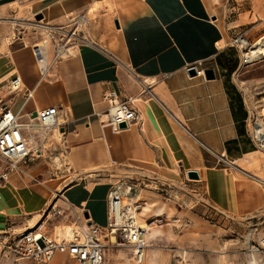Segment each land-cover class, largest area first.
Returning a JSON list of instances; mask_svg holds the SVG:
<instances>
[{"label": "crops", "instance_id": "obj_1", "mask_svg": "<svg viewBox=\"0 0 264 264\" xmlns=\"http://www.w3.org/2000/svg\"><path fill=\"white\" fill-rule=\"evenodd\" d=\"M15 2L19 8L11 7ZM39 2L0 0V19L14 18L19 13L27 17L31 6L36 4L32 14L43 16L46 9L51 21H59L68 17L73 9H82L88 4L87 0ZM109 2L113 10V28L108 21L105 24L102 20L95 33L103 39L116 37L118 46L108 50L97 40H93L94 45L83 43L70 55L52 60L43 76H40L32 51L34 42L28 45L24 36H10L5 49H0V89L4 92L1 97L7 95L2 83L19 75L23 86L33 89V97L24 100L22 92H15L7 95L5 102L13 112L19 113L21 120H27L26 116L34 109L55 106L58 129H63L59 142L62 148L83 153L82 148L97 141L114 143L120 139L119 150L124 156L153 160L160 164L159 168L167 165L159 171L167 174L168 169L175 170L177 177L174 179L177 182L179 179V185H199L202 203L192 213L195 216L200 212L207 214V220L213 223L208 226L201 220L198 224L190 223L191 228H199L200 232L192 237L191 246L198 245L199 249L192 252L189 259L193 264H219L223 255L212 251L219 247L225 219L249 215L264 206V188L251 174L240 171V177H236L232 171L222 168L219 161V157H225L236 165H249L250 158L257 157V149L249 137L248 110L231 76L238 63L233 65L227 57L225 42L221 47L217 45L225 35L233 36L234 30L217 18L213 20L214 14L210 13L205 0ZM65 11L68 14L63 15ZM8 23L0 20V47L8 38ZM249 33L252 41L256 33L253 30ZM235 51L234 55L241 60L239 49ZM49 56L51 60V52ZM197 62L203 69L211 68L213 78L189 75L186 68ZM106 89L114 90L120 99L139 98L147 108L159 139L153 140L150 134L153 132L142 128L143 118L139 119L141 111L135 102L137 120L132 123L134 125L126 127L127 131H114L104 116L107 104L102 93ZM169 154L172 161L168 159ZM263 168L264 161L260 160L259 169L252 168L251 172ZM45 171L27 163L20 171L9 173V185L0 188V198L4 200L8 193L17 211L0 214V232L8 226L22 232L34 213L44 211L48 191H55L46 183L55 179H45ZM187 171H196L197 181L189 182ZM39 176H43L45 182H40ZM88 177H79L78 182L61 188L63 192L67 189L70 205L78 204L79 211L87 213V225L90 222L103 225L106 223L108 179H98L93 187L84 190ZM38 192L46 194L44 203L29 208L25 199ZM147 251L159 261L158 251ZM19 264L32 262L24 259ZM47 264H71V259L66 253L55 252Z\"/></svg>", "mask_w": 264, "mask_h": 264}, {"label": "rangeland", "instance_id": "obj_2", "mask_svg": "<svg viewBox=\"0 0 264 264\" xmlns=\"http://www.w3.org/2000/svg\"><path fill=\"white\" fill-rule=\"evenodd\" d=\"M40 1L45 2L48 0ZM205 1L206 3L209 2L208 9L210 13L214 14V19L217 18L219 22L230 26V28L234 30V35L244 33L249 43H254L257 39L264 35V0ZM87 2L88 4L82 7V9L79 7L70 11L69 14L71 15L66 13V11L63 12L62 14L65 15L66 13L68 14V17L64 16V18H61L59 21H51L46 15L45 9L43 10L45 17L44 22L49 25H60L70 29L74 28V18L77 15H85L88 19L87 25L78 27L81 29V32L88 41L93 42V40H97L104 46L108 44V42H112L114 47L115 45L118 46L116 37L103 39L102 37L98 38L95 33V31L97 32V29L101 27L102 20H104L105 24L108 21L113 28L111 22L113 15L112 5L111 8L108 7L106 0H87ZM93 2H96V8L92 13H88V7ZM11 7L19 8L17 2L11 5ZM35 7L36 4L31 6V12L27 17L19 13L16 17L18 18L17 20H34L36 15L32 14V10L35 11ZM40 18H42V14L40 15ZM8 25L10 27L8 30L9 35L7 36L8 38H6V41L11 40L10 36L12 37L15 35L16 37L17 35H22L25 38L24 41L30 45L31 42H36L44 33L43 31H37V34H33L34 30H32L30 25H21L19 23H16L15 25L8 23ZM249 30H253L254 33H256V37L252 41L250 40L251 37H249ZM234 35L231 37H227V35H225L222 40V45L224 44L223 42L226 43V55L230 58V60H232L231 63L233 65L238 63V68L231 76H233V79L244 99V103L248 110V121L254 120L259 122V119L264 121V115H262L261 112L264 106L262 101L264 96V57H260L252 62H243L241 56L242 50L231 44ZM235 49H239V53H237L240 54L241 60L234 55L236 53ZM3 84L5 85L6 83L3 82L2 85ZM2 89L3 88L0 89V97L4 94V92H1ZM35 124L37 129L43 130L37 120H35ZM40 139L41 137H37V143L40 142ZM59 142L60 138H56V130L51 129L50 131H47L39 145L42 155L38 158H34L30 162L34 164V166H40L42 169L46 170L45 179H55L53 181L46 182L52 185V189L55 191H48V199L45 201V205H43V210L47 209V207L50 210L51 205L55 202V204L62 209V212L60 215L47 217L46 213H44L38 221V223L44 222L42 231L51 238H55V235H53V228L55 225H72L74 224L73 222L84 225L85 223L84 214L79 211L78 204L73 203L70 205L67 201L62 199L60 194L63 192L61 187L67 188L66 186H70L78 182L79 177L87 176L86 173H81L82 171H85L86 168L83 166L76 167L70 158V153L73 150L62 148ZM119 142L120 139L116 140L114 143H106L102 140L93 143L92 145L86 147V149L82 148L84 152L88 151L91 155L93 165H102L101 171H95L92 176L88 177V180L85 179L86 187L84 190L93 187L96 182L99 181L98 179H108V182H106L107 188L111 185L113 180L123 176L135 179L140 185L138 195H140L141 199H139L138 202H143V199H149L154 203L151 210L145 212L143 215L144 218L148 216V221L156 219V217L150 215L153 213V209L161 203L165 204V207L169 205L173 209V212L169 217H167L164 213L160 216L162 221H156L154 223L162 225L161 234L158 239L151 240L152 245L146 248V253L148 252V249H154L156 252L158 251L157 259L159 261H154L155 264H193L192 261H190L189 256L192 252L198 250L199 247L198 245L191 246L192 237L197 236L200 230L199 228H191L190 223H193L194 221L195 224H198L200 223V220L205 222V226L213 223L207 220V214L203 215L202 212L198 211L200 213H198L199 215H196V217L192 213V211L197 208V205L202 203L201 188L199 185L189 186L184 183L179 185V179H177L178 182L174 179L177 175L170 176L164 172L162 173V171H159L164 169V167H167V165L159 168L157 165L160 164L154 162L153 160L143 161L133 156H124L123 151L121 152V150H119ZM100 149H104L103 151H105L108 156L103 162H101L97 156V152ZM257 151L256 155L259 160L264 161V155L261 153L264 152V150L257 149ZM221 166L222 168H225L223 164ZM240 166L244 169L249 168L244 164H240ZM174 167L176 169V164H174ZM256 168L259 169L258 163ZM225 170L232 171L236 174V177H240V175H238L240 173H237V171L233 168ZM39 171L40 170H37L36 172ZM254 174L264 180V168L254 172ZM42 178L43 176H39L40 182L44 181ZM188 181L194 182L197 181V179L188 178ZM40 182L39 185L41 186ZM257 184L264 188L263 182H259ZM225 220L227 221H224V225L221 230L222 239L219 243V247L213 249L212 252H218L215 254L223 255V260L221 259L219 264H248V257L252 249V243L258 247L260 242L259 239L264 235V206L249 215L237 216L233 219L226 218ZM221 222L220 224H222ZM104 225L105 224L99 226L103 228ZM58 237L61 236L58 235ZM107 240L108 236H103L105 264H117L120 260L124 261L123 258L120 259L116 257V255L119 254V251L124 252L126 257H131L129 246L120 238H116V241L113 243H108ZM259 245L258 252L260 257L258 264H264V244ZM2 258H8L11 260L12 264H14V257L0 250V259ZM22 260L24 259H19L18 261L21 262ZM129 264L134 263L130 261ZM141 264L150 263H147L144 260Z\"/></svg>", "mask_w": 264, "mask_h": 264}, {"label": "built area", "instance_id": "obj_3", "mask_svg": "<svg viewBox=\"0 0 264 264\" xmlns=\"http://www.w3.org/2000/svg\"><path fill=\"white\" fill-rule=\"evenodd\" d=\"M28 20L30 27L37 31H43V35L34 43H32V51L38 60L43 57V45H37L38 42L49 41L51 47L52 59L49 60V65L52 60L66 57L73 53L79 45L83 43L94 45L92 41H88L79 29L83 26L78 21L84 20V25H87L85 15H77L74 18V28H66L64 26L49 25L44 28V25L39 20ZM79 26V27H78ZM80 32V33H79ZM246 37L243 34H236L232 38L231 44L239 48L241 56L247 50ZM70 51H72L70 53ZM243 62L245 58L242 57ZM46 63V68L39 63L40 76L45 75L46 69L49 66ZM194 68L195 74L204 75V69L200 62L187 67L186 69ZM4 88L7 94H13L21 91L24 100L33 97V89L25 88L19 78L15 75L6 82ZM102 98L106 102L104 116L106 122L114 130H119V124L124 123L126 127L137 120V109L134 105V100L131 98L120 99L118 94L112 89H106L102 93ZM36 112V120L39 122L43 130L50 131L55 126L59 127L56 122L57 108L48 106L44 108L34 109ZM27 120H21L19 113L13 112L3 97H0V184L8 180L9 173L20 171L21 166L30 163L34 158L42 155L39 145L33 149L29 141V135L23 128V121H29L31 113L26 116ZM249 137L256 149L264 150V135L259 132L256 121H248ZM59 130V129H58ZM219 161L224 165V169L233 168L235 171H241L234 163L227 160L225 157H219ZM140 189L139 183L135 179L127 176L120 177L114 180L109 186L106 194V223L104 227L90 222L87 229L76 234L69 241L50 238L42 231L44 222H39L35 227L26 229L22 232H14L10 226L5 231L0 232V250L14 257V264H19V259H28L32 264H47L55 252L66 253L71 259V264H104V243L103 236L112 235L115 239L120 238L129 246L131 257L134 264H141L144 258V253L148 247L146 237V225L152 223L148 219H143L142 227L139 215L142 210V202L137 199L133 202H124L132 196L138 195ZM62 209L56 204L51 205V208L45 209L47 216L60 215ZM140 216V215H139ZM85 223L89 220L84 218ZM264 244V242H259ZM258 247L252 243L251 248L258 250Z\"/></svg>", "mask_w": 264, "mask_h": 264}, {"label": "bare ground", "instance_id": "obj_4", "mask_svg": "<svg viewBox=\"0 0 264 264\" xmlns=\"http://www.w3.org/2000/svg\"><path fill=\"white\" fill-rule=\"evenodd\" d=\"M95 3L96 2H93L92 4L89 5L88 11H87L88 13H92L95 10V8H96ZM106 3H107V6L111 8V3L109 2V0H106ZM208 3L209 2H207V5H208ZM17 19L18 18H16V17L13 18V17H8L7 16L5 18L3 17L0 20L9 21L12 25H15L16 23H19L21 25L22 24L30 25L29 21H18ZM44 19H45V17L43 15L42 19L39 20V21L41 23H43V24H47V23L44 22ZM78 22L80 24H82L83 26L85 24L84 20H82V19H79ZM46 27H50L49 24L44 25V28H46ZM6 43H7L6 40L2 41L0 49H5ZM36 44L37 45H43V57L39 59V63H40V65L42 67L46 68V63H47V65H49L48 59L50 57L49 55H50V52H51L50 43H49L48 40H46L44 43L43 42H38ZM243 44H246V45L249 44V46H247L246 52H244L243 55H242V57L245 58L244 61L252 62V61H254V60H256V59H258L260 57H264V35L261 36L259 39H257L254 43H251V42L249 43V41L246 40V43L243 42ZM217 45L219 47H221L222 46V41L217 42ZM102 46L105 47L108 50L114 49V44L112 42L111 43L108 42V44H106L105 46L104 45H102ZM71 52L72 51H70V53ZM39 63L37 62L38 66H39ZM48 68H49V66L47 67L46 72H48ZM19 78H20V76H19ZM20 80H21V78H20ZM3 87L6 88V85H4ZM7 95H9V94H7ZM133 100H134L135 103H138L140 111H141L139 113V117H140L139 119L143 118L142 128L145 131H148V132L152 131L153 132V134L150 132L151 137H152L153 140L159 139L158 136L155 133L153 121L151 120V118L148 115V111H147L146 106L141 103V100L139 98H134ZM262 101L264 103V96L262 98ZM261 112H262V115H264V106H263ZM35 120H36V117H32L29 121H23L22 122L23 128L26 130V132L29 135V141H30L31 146L33 147V149L36 147V143H37L36 139H37V137H43L45 135V133L48 131L46 129L45 130L37 129L36 128V124H35ZM56 122L59 123L57 118H56ZM133 125L134 124H131V127ZM257 125H258V128H259L258 129L259 132L262 135H264V121L259 119V122L257 121ZM52 129L56 130V138L57 139L61 138L62 133L60 132V130H58L56 126L54 128H52ZM117 131L123 132V131H127V130L124 128V129H119ZM257 152L258 151H256L255 153H257ZM261 153L264 155V152H261ZM97 156H98L99 160L101 162H103L107 155H106V152L103 151V149H100L97 152ZM70 158H71L72 163H74V165L76 167H80V166L85 167L86 169H85L84 172L88 176L93 175L94 171H101L102 170V165H93L92 164L88 151H85V152L81 153V152H78V151L74 150V151H72L70 153ZM168 159H169V161H172L173 157L169 154L168 155ZM250 162L251 163L249 165H247L249 167L247 169L242 168L238 164L236 165L234 162H232V163H234L236 165V167H238V169L241 170L242 172H245L247 174L248 173L251 174L252 179L254 181H256L257 183H259V182H263L264 183L263 179H261L260 177H258L254 173L252 174V172H251L252 168L257 169L256 168L257 167V163H258V165H260L259 158L252 156L250 158ZM166 173L174 176L175 175V170L168 169L166 171ZM238 173H239V171H238ZM8 185H9L8 181H6V182L0 184V188H3V187L6 188V187H8ZM42 185L44 187L50 188V186L48 184L42 183ZM66 193H67V189L64 190V192L61 193L60 196L62 197L63 200L68 202ZM45 198H46V194H44L42 192H38L36 194H32L29 198L25 199L26 205L29 208H33V207H36V206H41L44 203ZM135 199H137V200L141 199L140 195L132 196L130 199L124 200V202L127 201V202L130 203V202L135 201ZM12 200H14V199L10 198L8 193H6L4 200H2L0 198V214L1 215H5V214H8L10 212H16L17 211L16 205L14 204V202ZM142 203H143L142 210L139 213L140 216L139 215L136 216L137 218H139V221H140L141 225L143 223V219L148 218V216L145 217V218L143 217L145 212L150 211L151 208L154 206L153 201H151L149 199H143ZM54 204H55V202H54ZM81 206H82V204H81ZM79 208H82V207H79ZM172 212H173V209H172L171 206L168 205L167 207H165V204H162V203L159 204L158 206H156L153 209V213L150 216L156 217V220L153 221L152 223H149V224L146 225V229H147L146 237H147V241H148V247L152 245L151 240L158 239L160 234H161L162 225L154 224V223L156 221H158V222L162 221V218L160 217L162 214L165 213L166 216L169 217L172 214ZM44 213H45V210L42 213H39V214L38 213L37 214L34 213L33 217L31 219H29V225H27V227L24 228V230L31 229V228L35 227L38 224V221L40 220V217ZM157 217H160V218H157ZM34 219H35V221H34ZM73 223L74 224H72V225H62V226L61 225H55L54 228H53V235H55V238H52V239H56L57 241H60V240L69 241L70 239L74 238L75 233L76 234H81V232L84 231L85 229H87V226H88L86 223H84V225H80L77 222H73ZM142 227H144V225H142ZM58 235L61 236V237H58ZM247 236H248V233H247ZM259 240H260L261 243L264 242V235L261 236ZM107 241H108V243H113V242L116 241V239L112 235H109V238H108ZM116 257H118L120 259L123 258L124 261H125L124 262V261L120 260L117 264H124V263L125 264H127V263L129 264V262L132 261V257H129V258L126 257L124 252H122V251H119V254H117ZM259 257H260V255H259L258 250H256L255 248H252L251 252L249 253V257H248V264H258L259 263ZM104 259L105 258L103 256V261H104V264H105V260ZM144 260L147 263L155 264V262H154L155 260L153 259V256L147 254L146 252L144 253V258H143L142 263L144 262ZM0 264H12V262L8 258H2V259H0ZM137 264H139V263H137Z\"/></svg>", "mask_w": 264, "mask_h": 264}, {"label": "water", "instance_id": "obj_5", "mask_svg": "<svg viewBox=\"0 0 264 264\" xmlns=\"http://www.w3.org/2000/svg\"><path fill=\"white\" fill-rule=\"evenodd\" d=\"M36 19H39L40 18V14H37L35 16ZM214 19V17H213ZM115 25L117 26V21H115ZM187 73L189 75H195V70L194 68H189L187 69ZM204 76L205 78L209 79V78H213L214 76V73H213V70L211 68H207V69H204ZM36 116V112L33 111L31 113V117H35ZM119 128L120 129H123V128H126L125 124L124 123H121L119 124ZM63 129H60V131H62ZM187 177L190 178V179H198V174L196 171H187ZM84 217H87V213H84Z\"/></svg>", "mask_w": 264, "mask_h": 264}]
</instances>
